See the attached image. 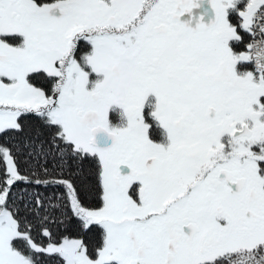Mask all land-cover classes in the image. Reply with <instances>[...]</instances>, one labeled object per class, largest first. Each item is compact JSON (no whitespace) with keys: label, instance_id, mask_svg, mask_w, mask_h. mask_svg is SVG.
I'll use <instances>...</instances> for the list:
<instances>
[{"label":"snow or ice","instance_id":"snow-or-ice-1","mask_svg":"<svg viewBox=\"0 0 264 264\" xmlns=\"http://www.w3.org/2000/svg\"><path fill=\"white\" fill-rule=\"evenodd\" d=\"M45 256L264 264V0H0V264Z\"/></svg>","mask_w":264,"mask_h":264},{"label":"trees","instance_id":"trees-1","mask_svg":"<svg viewBox=\"0 0 264 264\" xmlns=\"http://www.w3.org/2000/svg\"><path fill=\"white\" fill-rule=\"evenodd\" d=\"M26 126L28 128H35L38 126L39 121L36 120L33 117H28L25 121ZM3 139L9 143L16 144L17 140L19 138L15 137L14 135L8 136V137H3ZM27 159L25 156H21V162H22V167L27 168V164L24 163V161ZM83 169L85 176L87 177L86 181L82 183V195L85 199L86 203L89 204H96L98 203L97 199V191H98V186H97V178H96V169L97 165L94 160H85L83 162ZM21 189H26L27 192L31 193L33 191H38L40 192L44 197L51 198L53 196H59L61 192L64 190L56 185H40L36 186L34 188L28 187L26 183L20 185ZM23 193L21 192V195ZM26 199H30V197H26ZM55 203V201H53ZM59 216V214H57ZM55 219V218H54ZM65 219L64 216H59V220L63 221ZM79 232V228L75 225V223L71 224L68 226V230L65 231V225L60 224L58 227H56V233L58 236H64V235H69V236H76L77 233ZM97 232L93 231L88 233V238L91 242H95L97 239ZM43 264H60V261L58 258L54 257H42Z\"/></svg>","mask_w":264,"mask_h":264}]
</instances>
